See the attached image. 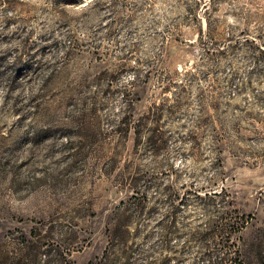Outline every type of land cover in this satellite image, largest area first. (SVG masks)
Returning a JSON list of instances; mask_svg holds the SVG:
<instances>
[{
	"label": "rangeland",
	"instance_id": "1",
	"mask_svg": "<svg viewBox=\"0 0 264 264\" xmlns=\"http://www.w3.org/2000/svg\"><path fill=\"white\" fill-rule=\"evenodd\" d=\"M0 264H264V0H0Z\"/></svg>",
	"mask_w": 264,
	"mask_h": 264
},
{
	"label": "trees",
	"instance_id": "2",
	"mask_svg": "<svg viewBox=\"0 0 264 264\" xmlns=\"http://www.w3.org/2000/svg\"><path fill=\"white\" fill-rule=\"evenodd\" d=\"M236 226H238V223H236ZM239 229H240V227H234V229H232V230H235L234 231V233H237L238 231H239ZM231 240H229V242H230Z\"/></svg>",
	"mask_w": 264,
	"mask_h": 264
}]
</instances>
